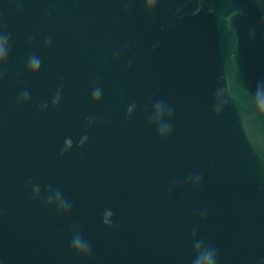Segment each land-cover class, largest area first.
<instances>
[{
    "label": "water",
    "instance_id": "1",
    "mask_svg": "<svg viewBox=\"0 0 264 264\" xmlns=\"http://www.w3.org/2000/svg\"><path fill=\"white\" fill-rule=\"evenodd\" d=\"M5 37L0 264H264V0H0Z\"/></svg>",
    "mask_w": 264,
    "mask_h": 264
},
{
    "label": "clouds",
    "instance_id": "2",
    "mask_svg": "<svg viewBox=\"0 0 264 264\" xmlns=\"http://www.w3.org/2000/svg\"><path fill=\"white\" fill-rule=\"evenodd\" d=\"M158 3V0H146V7L149 9L154 8V6ZM7 51H8V40L7 38H0V63H3L7 59ZM29 67L31 70L35 71L38 67L37 61L33 60L30 62ZM94 100L99 99V93H94ZM260 114L264 116V103L261 104ZM66 143L70 144V141H66ZM63 151V150H62ZM61 210L66 211V209L61 208ZM74 250L79 254H85V249L81 245L80 241L77 240L74 242ZM197 264H215L214 257L210 254L204 255L203 259L198 261Z\"/></svg>",
    "mask_w": 264,
    "mask_h": 264
}]
</instances>
